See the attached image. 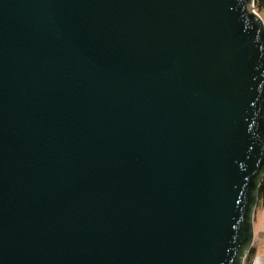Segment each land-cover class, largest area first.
<instances>
[{"label": "water", "instance_id": "water-1", "mask_svg": "<svg viewBox=\"0 0 264 264\" xmlns=\"http://www.w3.org/2000/svg\"><path fill=\"white\" fill-rule=\"evenodd\" d=\"M263 182L255 0H0V264H245Z\"/></svg>", "mask_w": 264, "mask_h": 264}, {"label": "rangeland", "instance_id": "rangeland-1", "mask_svg": "<svg viewBox=\"0 0 264 264\" xmlns=\"http://www.w3.org/2000/svg\"><path fill=\"white\" fill-rule=\"evenodd\" d=\"M255 242L254 253L249 254L245 264H264V197L259 201L255 214Z\"/></svg>", "mask_w": 264, "mask_h": 264}, {"label": "trees", "instance_id": "trees-1", "mask_svg": "<svg viewBox=\"0 0 264 264\" xmlns=\"http://www.w3.org/2000/svg\"><path fill=\"white\" fill-rule=\"evenodd\" d=\"M255 7L259 14L264 18V0H255ZM264 197V182L260 188V200ZM254 253V250H251L250 255Z\"/></svg>", "mask_w": 264, "mask_h": 264}]
</instances>
